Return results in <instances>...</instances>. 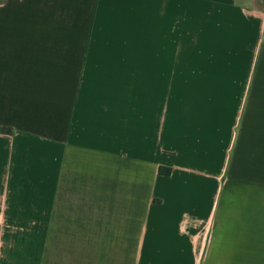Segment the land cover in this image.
Returning a JSON list of instances; mask_svg holds the SVG:
<instances>
[{"label":"crops","instance_id":"obj_1","mask_svg":"<svg viewBox=\"0 0 264 264\" xmlns=\"http://www.w3.org/2000/svg\"><path fill=\"white\" fill-rule=\"evenodd\" d=\"M0 264H264V7L0 0Z\"/></svg>","mask_w":264,"mask_h":264},{"label":"rangeland","instance_id":"obj_2","mask_svg":"<svg viewBox=\"0 0 264 264\" xmlns=\"http://www.w3.org/2000/svg\"><path fill=\"white\" fill-rule=\"evenodd\" d=\"M241 1L251 7H254V6L264 7V0H241Z\"/></svg>","mask_w":264,"mask_h":264},{"label":"trees","instance_id":"obj_3","mask_svg":"<svg viewBox=\"0 0 264 264\" xmlns=\"http://www.w3.org/2000/svg\"><path fill=\"white\" fill-rule=\"evenodd\" d=\"M160 173H161V174L168 173V170H167V172H165V171H163L162 169H160Z\"/></svg>","mask_w":264,"mask_h":264}]
</instances>
